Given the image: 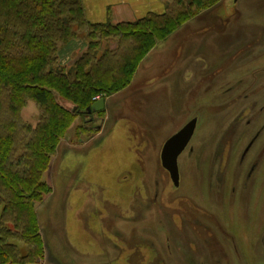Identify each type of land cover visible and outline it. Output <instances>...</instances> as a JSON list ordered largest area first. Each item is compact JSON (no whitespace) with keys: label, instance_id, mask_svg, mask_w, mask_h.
Instances as JSON below:
<instances>
[{"label":"rangeland","instance_id":"374dc122","mask_svg":"<svg viewBox=\"0 0 264 264\" xmlns=\"http://www.w3.org/2000/svg\"><path fill=\"white\" fill-rule=\"evenodd\" d=\"M168 2L166 12L173 13L177 0ZM188 11L192 17L155 42L128 85L94 98L105 101L103 111L85 115L83 108L76 109L54 94L73 120L41 176L40 184L47 191L41 189V201L34 204L44 246L40 264H154L157 260L159 264H192L197 260L202 248L196 244L200 233L185 225L183 213L194 216L195 210H221L211 198L198 197L202 176L197 155L201 133L226 116L217 107L211 88L207 91L202 82V72L216 74L218 54L226 49L230 33L251 29L253 35L261 36L264 0H239L237 4L218 0L204 10L195 11L193 6ZM232 11L237 13L234 19L228 17ZM84 32L78 31L76 39L59 52L58 65L69 67L88 51L90 39ZM91 41L97 44L92 50L96 58L104 51L118 56L133 47L115 37ZM255 42L257 50L264 47V41ZM21 117L35 127L39 108L29 101ZM194 117L199 124L179 157L180 185L175 188L161 167V148ZM235 209L229 204L223 208ZM249 210L245 233L251 240L257 211L254 206ZM229 213L225 221L235 233L239 230ZM10 244L22 256L28 251L21 242ZM242 247L244 256L254 251L252 245ZM202 250L204 259L212 256L206 247ZM229 258L230 263L235 261L231 254Z\"/></svg>","mask_w":264,"mask_h":264},{"label":"trees","instance_id":"16d2710c","mask_svg":"<svg viewBox=\"0 0 264 264\" xmlns=\"http://www.w3.org/2000/svg\"><path fill=\"white\" fill-rule=\"evenodd\" d=\"M187 2L177 0L173 13L112 25L87 22L80 0H0V264L42 261L34 204L41 201V189L47 191L41 176L73 120L54 94L87 115L95 97L128 85L155 42L192 17L189 7L200 11L218 0ZM78 31L90 39L88 51L69 67L58 65L59 52ZM111 37L133 47L118 56L104 51L96 58L92 50L97 44L91 40ZM29 101L40 111L35 127L21 117ZM12 240L27 246L24 256Z\"/></svg>","mask_w":264,"mask_h":264},{"label":"flooded vegetation","instance_id":"af4514ba","mask_svg":"<svg viewBox=\"0 0 264 264\" xmlns=\"http://www.w3.org/2000/svg\"><path fill=\"white\" fill-rule=\"evenodd\" d=\"M238 1L232 0L234 4ZM235 15L237 13L232 11L228 17L234 19ZM261 22L263 27L264 15ZM260 34L261 36L253 35L251 29L247 32L230 33L228 36L230 41L225 49L229 51L228 63H223L221 58L224 50L218 54L220 68L216 74L212 77V73L202 72V78H205L202 82L208 87L207 91L211 88L215 95L214 99L218 100L217 107L222 108L226 116L219 117L217 125L210 128V131L203 132L204 137L203 133L199 137L197 167L202 177L198 186L201 195L198 197L201 200L211 198L216 209L221 210H195L196 216L183 213L185 218L187 217V219L182 217L185 225L200 233L196 244L199 249L202 248L199 256L196 255L197 260L192 264H264V47L260 50L255 47L257 44L255 41H264V31L262 30ZM92 114L94 113L87 115ZM193 119L196 120L195 130L179 157L188 148L197 130L199 120L196 117L191 120ZM204 129L202 127L201 130ZM163 170L174 186L170 174L164 168ZM153 186L151 204L155 201L156 181ZM224 198L228 200L225 201ZM227 204L235 206L236 209L223 210ZM245 204H248L247 207ZM253 206L257 215L251 226L254 234L250 240L245 231H249L247 223L251 218L249 209ZM227 213L233 216L232 224L239 231L233 233L232 228L227 227L225 221ZM205 221L209 224L207 225ZM242 228L244 230H241ZM169 243V239L166 238L165 248L168 252ZM243 244L252 245L254 251L244 256ZM205 247L207 254H210L209 250L212 252L213 259L209 256L204 259L202 249ZM230 254L235 260L233 263H230L232 261L229 258ZM157 261L154 264L161 263L160 260Z\"/></svg>","mask_w":264,"mask_h":264},{"label":"crops","instance_id":"0c3cea01","mask_svg":"<svg viewBox=\"0 0 264 264\" xmlns=\"http://www.w3.org/2000/svg\"><path fill=\"white\" fill-rule=\"evenodd\" d=\"M90 24L132 23L150 14H162L169 0H80Z\"/></svg>","mask_w":264,"mask_h":264},{"label":"water","instance_id":"95a60500","mask_svg":"<svg viewBox=\"0 0 264 264\" xmlns=\"http://www.w3.org/2000/svg\"><path fill=\"white\" fill-rule=\"evenodd\" d=\"M105 103L103 99L97 100L91 107L87 108V114L101 112ZM196 127V120H191L177 134L168 139L161 151V165L170 174L175 187L179 186V173L177 159L191 139Z\"/></svg>","mask_w":264,"mask_h":264},{"label":"bare ground","instance_id":"6f19581e","mask_svg":"<svg viewBox=\"0 0 264 264\" xmlns=\"http://www.w3.org/2000/svg\"><path fill=\"white\" fill-rule=\"evenodd\" d=\"M228 52L229 51H227V50H225V52H224V55L221 57V58H223V63H228ZM247 205L248 204H245V207H247ZM244 207V206H243Z\"/></svg>","mask_w":264,"mask_h":264}]
</instances>
